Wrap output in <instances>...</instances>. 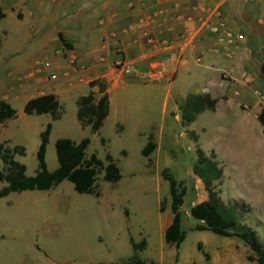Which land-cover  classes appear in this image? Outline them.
<instances>
[{
    "label": "rangeland",
    "instance_id": "obj_1",
    "mask_svg": "<svg viewBox=\"0 0 264 264\" xmlns=\"http://www.w3.org/2000/svg\"><path fill=\"white\" fill-rule=\"evenodd\" d=\"M23 1L0 0L5 14L0 21V89L6 88L12 79L19 85L34 79L42 71L38 65L45 61L53 64L50 58L41 56L36 72L28 69L27 60L35 55L40 41L31 38L26 25L17 19L23 18L20 12H15ZM16 59L19 61L13 64ZM66 65L74 68L72 62L67 61ZM113 68L121 71L114 63ZM8 70L13 71V77ZM42 72L43 78L57 81L50 78L54 73L58 75L54 69ZM250 83L246 81L244 88L248 89L252 104L227 94L235 100L227 106L226 95H213L220 103L218 112L198 115L189 128L183 127L181 120L171 113V123L153 131L156 148L148 158L141 155L146 139L134 133L145 126L124 123L118 113L108 118L97 134L80 127L76 103L78 97L90 93L87 86H81L63 100V114L56 122L49 115H25L27 96L11 97L8 104L16 111V118L0 124V144L10 149L24 148L25 154H16L14 160L25 166L26 176L36 173L40 134L51 123L45 153L49 172L58 166L54 149L57 140L79 143L89 138L86 158L96 155L106 164L105 157L110 155L121 180L116 184L105 183L103 173L100 174L98 198L77 194L72 184L64 181L47 192H23L1 199L0 264H126L134 255L143 264H255L247 261L250 252L241 241L195 232L198 223L190 216V209L206 200L202 183L192 174L195 150L200 148L207 155L214 154L223 168L219 186L223 201L238 204L244 211L243 222L264 242V133L257 120L264 110V90L253 95ZM109 89L114 107L121 110L122 116L127 115L126 108L135 118L145 113L150 121H159L160 95L153 99L151 93L137 84H130L127 92L122 85L113 87L110 82ZM93 90L97 92V88ZM237 112L243 115L247 127H243ZM116 120L126 126L122 134L116 132ZM3 167L0 161V170ZM166 169L187 189L181 207L182 229L187 236L178 250L164 242V231L172 220L169 186L162 178ZM5 186L0 183V189ZM142 241L144 250L133 254L131 242Z\"/></svg>",
    "mask_w": 264,
    "mask_h": 264
},
{
    "label": "crops",
    "instance_id": "obj_2",
    "mask_svg": "<svg viewBox=\"0 0 264 264\" xmlns=\"http://www.w3.org/2000/svg\"><path fill=\"white\" fill-rule=\"evenodd\" d=\"M15 12L23 15L17 19L31 38L40 41L35 55L27 60L28 69L36 70L41 56L50 58L59 78L52 82L38 71L22 85L12 79L0 89V101L27 96L28 102L51 94L62 104L81 86L89 89L95 80L107 83L108 94L110 82L127 92L130 84H137L153 99L161 96L159 121H150L145 113L135 118L126 108L127 115L122 116L110 96L105 121L118 113L124 123L145 126L134 133L147 142L154 130L171 123V113L180 120L179 108L190 94L226 95L225 104L231 106L235 100L227 94L252 104L246 81L251 82L253 95L264 90V0H24ZM118 57L141 78L120 77L122 71L113 68ZM8 73L14 76L13 71ZM125 129L116 120V132L122 134Z\"/></svg>",
    "mask_w": 264,
    "mask_h": 264
},
{
    "label": "trees",
    "instance_id": "obj_3",
    "mask_svg": "<svg viewBox=\"0 0 264 264\" xmlns=\"http://www.w3.org/2000/svg\"><path fill=\"white\" fill-rule=\"evenodd\" d=\"M5 14L0 8V21ZM63 45L69 49L70 46L64 42ZM264 76V66L261 68ZM89 89L97 88V92L90 91L86 96L77 100L76 119L81 128H89L92 134H97L102 128L109 113L108 85L104 80H95L88 84ZM218 99L208 94H190L185 97L179 108L180 120L183 127L187 128L195 122L197 116L216 111ZM23 113L27 116L49 115L52 122L61 119L63 108L55 95H42L30 99L23 107ZM16 118V111L5 101H0V124ZM258 123L264 133V110L257 117ZM52 124L46 125L40 134V144L36 153L37 170L34 176H26L24 165L16 162L14 156H23L25 150L22 147L10 149L0 144V161L4 167L0 170V183L6 186L0 189V200L10 194L23 192H47L64 181L72 184L77 194H87L99 197L100 191L97 186L98 176L103 173V182L116 184L121 180L120 171L110 155H106L104 164L96 155L86 158V150L90 145V139L84 138L79 143L69 139L57 140L54 149L57 160V168L53 172L47 170L45 162L46 147L49 143ZM195 143L196 135L191 134ZM104 143V140H101ZM156 146L152 135L148 137L146 146L141 155L148 158ZM192 174L202 183L206 193V200L194 205L190 209L191 218L198 224L195 232H209L217 237L237 239L248 248L250 255L247 261L255 264H264V242L257 232L243 222V209L238 204H227L221 197L219 186L223 180V168L216 160L214 154L207 155L200 148L195 150V161L192 166ZM162 178L169 186L170 211L172 220L164 231V242L166 245L180 249L186 240V232L182 229L181 207L187 193L182 182L176 180L169 170L162 172ZM162 211V210H161ZM133 254L143 251L145 241L139 244L131 242ZM198 251L201 249L198 247ZM208 258L207 255H205ZM126 264H143L134 255Z\"/></svg>",
    "mask_w": 264,
    "mask_h": 264
},
{
    "label": "built area",
    "instance_id": "obj_4",
    "mask_svg": "<svg viewBox=\"0 0 264 264\" xmlns=\"http://www.w3.org/2000/svg\"><path fill=\"white\" fill-rule=\"evenodd\" d=\"M228 37L231 39L232 35L228 34ZM114 65H115L116 68L120 69L122 71V73L125 74V75L136 76V77H140L141 78V76L139 74L134 73L131 70V68H129L128 66H126L124 64V62H123L121 57H118L116 59V61L114 62ZM38 66L41 67L40 70H42V71H50V70L54 69V65L51 62H49V61H45L44 63H41V65L39 64ZM35 72H36V70H35ZM31 73H34V72H31ZM58 77L59 76L57 74H55V73L50 76V78L52 80H58Z\"/></svg>",
    "mask_w": 264,
    "mask_h": 264
}]
</instances>
